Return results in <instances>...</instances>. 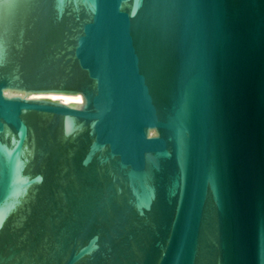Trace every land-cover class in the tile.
<instances>
[{
	"label": "water",
	"instance_id": "water-1",
	"mask_svg": "<svg viewBox=\"0 0 264 264\" xmlns=\"http://www.w3.org/2000/svg\"><path fill=\"white\" fill-rule=\"evenodd\" d=\"M0 264H264V0H0Z\"/></svg>",
	"mask_w": 264,
	"mask_h": 264
}]
</instances>
